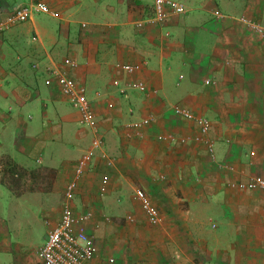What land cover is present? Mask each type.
Masks as SVG:
<instances>
[{"label":"crops","instance_id":"0c3cea01","mask_svg":"<svg viewBox=\"0 0 264 264\" xmlns=\"http://www.w3.org/2000/svg\"><path fill=\"white\" fill-rule=\"evenodd\" d=\"M37 1L55 15L34 11L0 33V157L43 172L22 186L44 192L19 198L48 205L44 240L93 141L61 92V72L86 88L102 153L114 162L92 150L72 201L76 214H94L88 231L99 253L86 264H264L262 193L231 186L264 177V36L240 22L245 16L264 27V0H173L187 12L141 27L155 0H0V21ZM39 14L58 30L38 23ZM175 105L210 119L215 159L192 140L198 126ZM149 116L151 125L127 136L128 124ZM103 178L109 190L100 196ZM137 188L160 210L161 224L142 213ZM2 228L0 254H14L19 244ZM22 254L14 264H29Z\"/></svg>","mask_w":264,"mask_h":264},{"label":"built area","instance_id":"2783aa9c","mask_svg":"<svg viewBox=\"0 0 264 264\" xmlns=\"http://www.w3.org/2000/svg\"><path fill=\"white\" fill-rule=\"evenodd\" d=\"M34 11L52 13L55 15V12H52L50 7L43 1H37L27 6H20L5 20L0 21V33L15 24L27 21ZM186 12L187 8L184 5L173 0H155L153 17L145 21L141 20L137 22V26L141 27L146 23L164 22L170 15H183ZM240 22L247 26H251L257 33L264 36V27L252 19L243 16L240 18ZM64 63L72 67L76 66V63L71 59H66ZM121 68L128 73H132L139 69L137 66L131 65H123ZM55 76L63 95L67 98L70 104L78 110L81 124L93 132V141L91 151H88L81 157L77 164L75 177L68 182L65 188L59 223L50 228L45 242L38 248L36 254L42 264H86L99 253L96 240L88 231V226L94 214L91 211L76 214L72 206V201L78 188L79 179L83 174L85 167L93 159L92 150L101 151V156L103 159L106 158L105 160L108 165H112L114 162L113 160L109 161L110 158H108L104 152L102 153L104 139L99 132L97 115L87 96L86 88L81 83L61 72L57 73ZM206 83L210 84L211 81L207 80ZM114 84L118 85L119 82L116 80ZM135 85L144 90L142 85L134 84V86ZM173 111L176 115L194 122L198 126L199 131L197 134L193 135L192 140L196 142H204L207 145L212 158L215 159L214 144L213 142L208 141L207 138L212 127L210 119L196 115L188 108L178 105L173 106ZM154 120L155 118L153 116H149L142 118L138 122L128 124L127 136L130 137L132 130H140L143 127H148ZM160 138L164 139L165 137L161 136ZM187 141V138L182 139L183 143H186ZM232 168L233 167H231V169ZM109 182L108 178L102 179L99 188L100 196L107 195ZM231 186H235L240 190H260L264 206L263 176L254 175L245 181L237 182ZM134 198L139 202L142 213L145 214L150 224H161L162 215L160 210L153 205L150 196L144 190L137 188L135 190ZM128 219L131 221L134 220L133 216H129Z\"/></svg>","mask_w":264,"mask_h":264},{"label":"rangeland","instance_id":"374dc122","mask_svg":"<svg viewBox=\"0 0 264 264\" xmlns=\"http://www.w3.org/2000/svg\"><path fill=\"white\" fill-rule=\"evenodd\" d=\"M35 16L38 23L48 24L47 21L50 22L55 31V27H57L56 21L47 18L45 14ZM58 28L59 26L57 30ZM29 161L34 166V162ZM32 188L36 190V184ZM24 196L25 198L20 199L9 187L0 185V226L3 227L2 229L9 228V231L12 233V242L19 244L15 249L16 254H0V264H14V260L21 257L20 252L23 253V256L30 258L29 264H42L37 258L36 252L45 241L44 238L47 233L46 219L48 218L45 219L43 214H48L49 208L48 205L39 204L35 200L40 197H36L35 195ZM61 197V194L58 195L56 200L53 199L54 203H51V205L58 207L57 205L61 201ZM132 207L130 206V209Z\"/></svg>","mask_w":264,"mask_h":264},{"label":"trees","instance_id":"16d2710c","mask_svg":"<svg viewBox=\"0 0 264 264\" xmlns=\"http://www.w3.org/2000/svg\"><path fill=\"white\" fill-rule=\"evenodd\" d=\"M43 177L44 174L40 168H26L18 165L10 156L0 157V185L9 187L17 196L28 191L39 192L40 190H34L33 188L32 190H28L26 187L23 188L22 183L23 181L38 180V178L42 179Z\"/></svg>","mask_w":264,"mask_h":264}]
</instances>
